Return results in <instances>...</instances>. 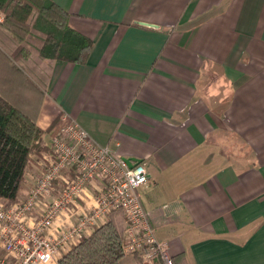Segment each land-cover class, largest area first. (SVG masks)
Returning a JSON list of instances; mask_svg holds the SVG:
<instances>
[{
  "label": "crops",
  "instance_id": "obj_1",
  "mask_svg": "<svg viewBox=\"0 0 264 264\" xmlns=\"http://www.w3.org/2000/svg\"><path fill=\"white\" fill-rule=\"evenodd\" d=\"M52 1L93 45L83 64L55 61L46 92L12 66L19 105L42 130L64 112L144 165L143 206L175 264H264V0ZM10 64L0 52L8 80Z\"/></svg>",
  "mask_w": 264,
  "mask_h": 264
},
{
  "label": "built area",
  "instance_id": "obj_2",
  "mask_svg": "<svg viewBox=\"0 0 264 264\" xmlns=\"http://www.w3.org/2000/svg\"><path fill=\"white\" fill-rule=\"evenodd\" d=\"M42 143L47 152L33 163L25 197L11 205L0 199V264H68V253L115 210L125 219L124 255L135 264H173L143 206L142 163L129 167L64 112Z\"/></svg>",
  "mask_w": 264,
  "mask_h": 264
},
{
  "label": "trees",
  "instance_id": "obj_3",
  "mask_svg": "<svg viewBox=\"0 0 264 264\" xmlns=\"http://www.w3.org/2000/svg\"><path fill=\"white\" fill-rule=\"evenodd\" d=\"M68 19L52 0H0V52L42 92L55 61L83 64L92 48L93 41L71 29ZM15 100L0 92V199L7 205L17 201L25 169L47 152L41 138L50 129L39 128ZM124 223L120 210L109 213L68 253V264H135L122 251Z\"/></svg>",
  "mask_w": 264,
  "mask_h": 264
},
{
  "label": "rangeland",
  "instance_id": "obj_4",
  "mask_svg": "<svg viewBox=\"0 0 264 264\" xmlns=\"http://www.w3.org/2000/svg\"><path fill=\"white\" fill-rule=\"evenodd\" d=\"M12 66L13 65L10 64V66H9V67H11L10 70L4 66V72L6 73L7 71H9V74H10L12 80H8L0 74V92L4 96H6L8 99L12 100L13 102L14 101L16 102L15 99H19V97H20L19 93H21V92H19L18 88H19V86H21L23 84L24 80L20 75H17L16 72L12 70ZM0 70H2V69H0ZM232 140H234L235 143H239L238 138L236 136H232ZM23 186H24V182H23Z\"/></svg>",
  "mask_w": 264,
  "mask_h": 264
},
{
  "label": "water",
  "instance_id": "obj_5",
  "mask_svg": "<svg viewBox=\"0 0 264 264\" xmlns=\"http://www.w3.org/2000/svg\"><path fill=\"white\" fill-rule=\"evenodd\" d=\"M148 26H150V25H148ZM123 160L126 162V164L129 167H132V166H134V165H136L138 163H141L139 160H136V159H133V158H127V159H123Z\"/></svg>",
  "mask_w": 264,
  "mask_h": 264
}]
</instances>
